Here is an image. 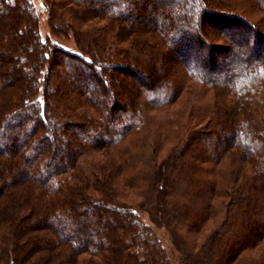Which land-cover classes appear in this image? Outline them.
<instances>
[{
	"label": "trees",
	"instance_id": "1",
	"mask_svg": "<svg viewBox=\"0 0 264 264\" xmlns=\"http://www.w3.org/2000/svg\"><path fill=\"white\" fill-rule=\"evenodd\" d=\"M46 1L77 49L0 0V264H264V0Z\"/></svg>",
	"mask_w": 264,
	"mask_h": 264
},
{
	"label": "rangeland",
	"instance_id": "2",
	"mask_svg": "<svg viewBox=\"0 0 264 264\" xmlns=\"http://www.w3.org/2000/svg\"><path fill=\"white\" fill-rule=\"evenodd\" d=\"M34 2L41 15L40 20H39V28L41 31V36L46 39H55V41L58 42L59 44H62L65 47H69L72 50L77 49L76 44L74 42V37L72 34H69L66 37L65 36H61V37L53 36L50 23L48 20L49 11H48V6H47V1L46 0H34ZM207 28H209L208 25H207ZM233 50H235L234 52L236 53L237 49L235 46H233ZM195 92L196 91H193V90L189 91V87H186L184 90V93L180 96L179 101H185L188 97L193 98V96H195L194 94ZM210 95L211 94H209L208 97ZM204 100L206 99L204 98ZM141 217L145 222L150 223L148 214L141 213ZM153 227H154V233L156 235L157 241L160 244L161 249L164 250L165 257L168 260L169 264H178L180 253H179L178 248L175 247V245L173 244V239L169 231L164 227H156V226H153ZM247 262H243L242 264H246Z\"/></svg>",
	"mask_w": 264,
	"mask_h": 264
}]
</instances>
